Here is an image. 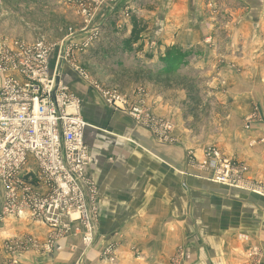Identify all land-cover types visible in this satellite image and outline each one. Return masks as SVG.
<instances>
[{
  "label": "crops",
  "instance_id": "obj_1",
  "mask_svg": "<svg viewBox=\"0 0 264 264\" xmlns=\"http://www.w3.org/2000/svg\"><path fill=\"white\" fill-rule=\"evenodd\" d=\"M148 1L124 0L107 18L108 10L103 7L106 0H87V3L93 9V25L100 26V38L103 28H111L120 42L130 32L132 15L147 24L141 41L135 46H141L140 50L130 52L144 59L136 66L137 70L149 64L155 69L161 68L158 57L153 55L167 49L198 52L200 54L194 56L190 65L203 67L205 76L211 77L215 73L208 85L212 87L214 84L224 94L229 91L228 85L233 86L232 90L234 83L239 85L236 98L239 100V116H248L257 109L263 117L264 12L251 14L241 11L239 27L216 29L212 22H208L210 18H207L201 0H152L154 6L145 8ZM134 4H138V8ZM148 52L153 53L152 56H147ZM62 78L80 100L81 114L88 125L84 141L91 153V163L85 175L97 185L101 212L108 213V216L100 215V226L111 228L112 232L123 230L122 234L114 232L118 235L113 233L112 237L109 236L111 241L120 245L110 259L111 264H167L175 249L165 252L164 245L178 244L180 237V197L183 193L195 196L197 192H205L211 197L205 207L210 213L209 220L236 228L239 237L245 235L249 239L243 241L239 238L237 242L228 240L223 232L219 233V237L215 236L209 242H219L220 250L195 254L199 256L200 264L212 259L223 260L224 264H250L251 247L260 249V254L252 257L256 264H264V198L251 191L230 189L210 182L208 172L189 164L183 145H176L175 141L173 144L159 141L150 131L138 126L128 113L106 106L92 86L87 87L69 71L63 72ZM148 88L155 92H149ZM138 93L145 95L148 107L152 109L154 106L155 111L160 112L163 99L160 88L145 86ZM262 132L264 125H253L250 130L253 136L245 144L247 150L242 149L237 156L251 168V179L264 182V145H260L264 143V137L249 146L250 139L258 140L257 133L262 136ZM185 181L191 187L181 184ZM2 193L0 185V199ZM187 208L194 210L195 205L189 204ZM213 212L216 219L211 216ZM187 219L189 221L190 217ZM51 232L30 220L7 219L0 223V264L5 263L7 255L4 249L8 240L32 237L43 244ZM135 243L140 244L138 254L129 248ZM51 250L48 254L34 250L21 253V264H106L95 263V256L87 253L79 236L72 231L55 241Z\"/></svg>",
  "mask_w": 264,
  "mask_h": 264
},
{
  "label": "built area",
  "instance_id": "obj_2",
  "mask_svg": "<svg viewBox=\"0 0 264 264\" xmlns=\"http://www.w3.org/2000/svg\"><path fill=\"white\" fill-rule=\"evenodd\" d=\"M106 1L113 5L116 0ZM65 2L76 6L83 18L80 32H84L86 39L78 45L70 41L69 46L61 47L54 56L55 48L42 40L0 41V185L3 189L0 223L24 219L52 231L43 244L32 237L8 240L5 250L9 264H21L20 254L26 248L50 252L55 241L70 231L79 236L85 248L98 236V189L85 175L91 163V153L84 141L88 125L81 114L80 100L63 81L61 67L72 68L86 80L85 73L67 60L69 48L84 52L98 38L100 26L93 25V9L87 0ZM76 34L72 32L69 36ZM92 88L106 106L128 113L137 125L145 128L143 117L149 109L143 93L131 103L116 90ZM169 129V125H164V130L162 126L158 130L156 125L149 130L162 141L163 132ZM188 162L194 165L193 152L188 153ZM197 166L208 172V180L214 184L255 193L248 167L216 147L202 148ZM239 238L248 240L245 235ZM111 251L112 247H108L103 254L105 260H110Z\"/></svg>",
  "mask_w": 264,
  "mask_h": 264
},
{
  "label": "rangeland",
  "instance_id": "obj_3",
  "mask_svg": "<svg viewBox=\"0 0 264 264\" xmlns=\"http://www.w3.org/2000/svg\"><path fill=\"white\" fill-rule=\"evenodd\" d=\"M201 1L205 6L207 18H210L208 22H212L216 29L239 27V12L241 11L251 14L264 12V0H251L252 2L249 0ZM107 2L103 7L108 10L112 5L109 6ZM152 5L154 6L152 0H149L147 4H144V7H153ZM136 6L138 8L139 5ZM83 27V18L79 14V9L69 5L65 0H0V41L20 40L33 43L42 40L48 46L55 48L53 53L56 56L61 47L69 46L70 41H73V45H78L83 39H86L84 32H80ZM72 32L77 34L70 37ZM102 33V37L98 36L84 52L69 48L71 49L68 53L70 57L67 60L72 66L85 73L86 80L81 79L72 68L67 66L61 67V74L69 71L87 87L90 85L105 90H116L127 97L131 103L134 102L135 96L139 95L138 90H143L145 86L152 89L160 88V94L163 98L162 107L158 113L154 106L152 109L147 106L148 115L143 117V123L146 124L145 128H155L158 125V130H160V126L164 130V125H169L170 129L163 132L162 142L173 144L175 141L176 145H183L187 157L189 152H193L195 154L194 166L197 168L202 148L212 146L218 148L225 156L246 165L249 172H252L249 165L239 160L238 156L242 149L247 150L245 144L250 136H253L250 135L252 126L255 124L264 125V115L262 117L255 109L248 116H239V100H236L239 96V85L234 83L233 90L231 89L233 86L228 85L229 91L225 94L214 84L212 87L209 86L208 83L214 79L212 76L215 73L213 72L211 77L205 76L203 67L190 65L194 56L200 54L198 52H171V57L174 59L171 61V65L169 64L170 68L169 66L165 68L161 61L165 57L166 51L161 54L157 52L153 56L158 57V64L161 65V68L155 69L153 65L149 64L143 65L141 70H137L136 66L144 60L143 57L130 53V51L124 53L119 47L116 33L111 28H103ZM146 54L149 56L153 53L148 52ZM163 67L164 69H162ZM216 69L217 67L214 70L217 71ZM236 86L238 91H236ZM148 89L150 92L151 89ZM154 92L155 90L151 91V93ZM247 125H250L249 129L245 128ZM149 129L147 130L150 131ZM257 134L258 140L250 139L249 146L251 143L254 144V142L263 140L264 133L262 132V136H259L260 133ZM260 145H264V143ZM256 172L258 171L256 170ZM182 177L185 180V177ZM253 179L250 178L254 187L252 188L253 191L259 197L264 198V182ZM181 184H184V187L190 186L187 181ZM210 187L213 188V186ZM210 199V195L205 192H197L195 196L191 193H183V196L180 197L179 213L180 221H182L179 230L180 237L178 244L164 245L165 252L167 249H175L167 264H200L199 256L195 254L218 252L220 243L215 244L213 240L211 244L209 241L215 239V236L219 237V233L222 232L227 235L228 240L239 241V232L236 228H230L227 225H220L216 221L209 220L210 213L206 212L205 207ZM189 201L191 202L188 203ZM215 202L219 203L218 201ZM189 204H194L197 208L194 210L187 208ZM98 210L97 240L88 248L83 247L87 253H92L95 256V263L105 262L109 264L110 260H105L103 254L107 252L108 247H112V251L108 255L111 259L120 247L118 243L111 241L109 236L112 237L114 232L122 234L123 230L122 228L113 229L114 232H112L111 228H102L99 217L100 215L108 216V213H102L99 207ZM188 216L190 217L189 221ZM211 216L213 219L217 217L214 212L211 213ZM212 228L217 233H213ZM223 236L226 238L225 235ZM172 244L175 245L172 247ZM139 246V243L130 245V251L138 254ZM29 250L32 249H23L22 253ZM5 253L7 256L5 255L4 264H9L6 250ZM41 253L48 254L50 252ZM249 253L251 256L249 263L256 264V260L252 257H257L260 254V249L251 247ZM205 264H224V261L212 259L205 261Z\"/></svg>",
  "mask_w": 264,
  "mask_h": 264
},
{
  "label": "trees",
  "instance_id": "obj_4",
  "mask_svg": "<svg viewBox=\"0 0 264 264\" xmlns=\"http://www.w3.org/2000/svg\"><path fill=\"white\" fill-rule=\"evenodd\" d=\"M130 25H131V29H130L128 36H126L125 38H122L119 42L121 50L123 52L125 51L132 52L133 50L139 51L141 46H138V47H135V46L141 41V34L147 28V24L141 19H138L135 15L131 16ZM171 52L180 53V51L176 50L175 48L167 49L165 53V57L161 60L164 63L165 68L168 66L170 68L171 61L174 59V57H171ZM169 68H167V70H169ZM162 69H164V67Z\"/></svg>",
  "mask_w": 264,
  "mask_h": 264
},
{
  "label": "water",
  "instance_id": "obj_5",
  "mask_svg": "<svg viewBox=\"0 0 264 264\" xmlns=\"http://www.w3.org/2000/svg\"><path fill=\"white\" fill-rule=\"evenodd\" d=\"M124 0H116L115 3L108 9L106 17L107 18L112 12H114V10L122 4Z\"/></svg>",
  "mask_w": 264,
  "mask_h": 264
}]
</instances>
